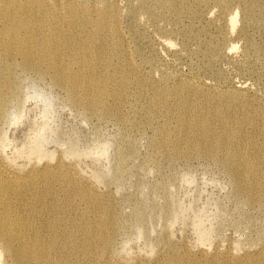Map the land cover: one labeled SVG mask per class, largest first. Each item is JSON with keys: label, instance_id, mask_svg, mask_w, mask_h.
I'll return each mask as SVG.
<instances>
[{"label": "rangeland", "instance_id": "obj_1", "mask_svg": "<svg viewBox=\"0 0 264 264\" xmlns=\"http://www.w3.org/2000/svg\"><path fill=\"white\" fill-rule=\"evenodd\" d=\"M12 1L0 0V182L9 184L0 212L27 247L40 240L41 264H264V199L238 193L230 156L177 135L157 148L215 96L212 123L221 131L241 119L247 175L264 193V0H15L14 18L33 21L30 34L20 30L32 48L5 26ZM92 32L91 53L56 46L59 69H83L87 56L95 79L108 73L120 96L106 98V113L76 103L82 96L38 58L46 37L76 47ZM0 250L4 264H18L1 236Z\"/></svg>", "mask_w": 264, "mask_h": 264}, {"label": "bare ground", "instance_id": "obj_2", "mask_svg": "<svg viewBox=\"0 0 264 264\" xmlns=\"http://www.w3.org/2000/svg\"><path fill=\"white\" fill-rule=\"evenodd\" d=\"M18 1V0H17ZM18 13L15 7V0L12 1L11 5L6 4V8L3 11V16L6 17L7 23L6 27L9 31V34L12 35L14 42L20 44L21 46L28 45L32 48V40L27 39L25 37H21V31L24 30L26 34H30L33 29V21L30 19L31 17L23 15L17 18H14L15 15ZM83 23V21H81ZM232 26L236 23V15L231 18ZM97 25L103 28V31L106 30L107 24L106 22L98 21ZM40 27H46V21L42 22ZM95 36L93 32L87 38L85 35L80 36V41L78 46L71 47L69 43L65 40H61V37L57 34H53L51 37H46L42 42L37 43L40 50L44 51V54L40 55L39 61L47 62L50 68L55 69L54 75L64 82H68V86L66 87L67 90L72 88L75 93H78L82 96L81 100L76 103L84 104L87 109L92 111H100V113H106V98L108 96H112L114 98H118L120 96V91L116 89H111L106 82V78L111 79L108 73H102L100 78L102 79H95L94 77V68L92 61L87 57L83 56L82 64L83 69L77 70H70L68 71L66 68L59 69L61 66L60 62V54L61 52L57 49V45L60 43L64 46L67 50H70V56H75L77 53L81 52L82 54H88L93 51L94 39ZM50 43L53 47H50ZM8 44L6 39L0 38V45ZM49 51H48V50ZM28 49H24L23 53L27 54ZM263 49H261V52ZM12 59V55L8 54ZM26 66V65H25ZM127 74L123 72L120 77L121 83L126 81ZM84 80V90L81 92L75 91L74 84L78 81ZM139 87L141 85L139 84ZM189 89H192L191 86H188ZM172 94L183 96L184 91L181 88H174L171 90ZM231 98V97H230ZM228 98V99H230ZM5 102V101H4ZM217 102V97L212 96L208 99H205V104L207 110L204 111L203 116L198 120L194 121L190 117L180 119L176 126L170 130L168 133V137L157 140V148L158 149H165L168 148L170 145L169 137L170 135H177L180 140H182L187 147L190 149H198L199 141L201 145H207L210 143V147L206 150L201 152H209L212 149V145L216 144L223 152L227 153L230 156L232 163L237 164L236 166H231V171L237 173V180L242 182L238 186V193L245 197L248 202L254 201H262L264 199V193L259 194L258 191L262 190L260 183L258 182L256 175H247L250 169V162L247 160L246 155L241 150V146L239 145L240 137L245 136V132H242L243 123L237 115H233V120L231 125H226L223 130H218L214 124L212 123L211 119L214 115L211 109H214V104ZM241 102H237L235 108L240 109ZM228 114L229 112L224 109ZM106 111V112H105ZM221 121L223 118L221 117ZM199 150V149H198ZM178 153H181L178 152ZM6 172H1L0 176L3 180H8L6 177ZM1 178V179H2ZM13 185L16 184V181H11ZM0 185H5V191H8L6 185L8 183L0 182ZM240 195V196H241ZM263 202V201H262ZM8 202H5L2 198H0V206L5 205ZM0 236L2 238V248L6 252H10L11 256L13 257L14 261L18 264H41L40 256L45 252L42 250V243L39 241L36 242L34 249L27 247L24 242L22 241L23 235H20V229L18 228L16 220H13L12 216L9 215L8 210L4 212H0ZM109 241L107 245H109ZM77 249L82 251V245L78 244ZM106 246L102 248V251H105ZM51 252V251H49ZM1 250H0V264H4L1 259ZM52 253H47L45 256L47 258L51 257ZM105 257L106 254H103ZM107 258L105 257V260ZM107 261V260H106Z\"/></svg>", "mask_w": 264, "mask_h": 264}]
</instances>
